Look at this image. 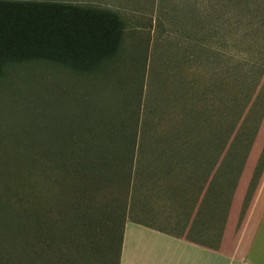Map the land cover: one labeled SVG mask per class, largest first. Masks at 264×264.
I'll use <instances>...</instances> for the list:
<instances>
[{"label":"rangeland","instance_id":"374dc122","mask_svg":"<svg viewBox=\"0 0 264 264\" xmlns=\"http://www.w3.org/2000/svg\"><path fill=\"white\" fill-rule=\"evenodd\" d=\"M147 2L130 1L134 7ZM161 2L164 12L157 26L165 31L163 23L173 24L172 17L180 13L181 28L171 31L183 28L187 37L182 32L174 44L186 40L196 44L198 90L205 107L209 100L212 107L215 253L220 254L236 243L264 178V0ZM64 3L101 8L85 0ZM152 3L149 1L150 9ZM115 13L120 24L113 27L115 47L109 54L95 48L84 53L78 40L69 48L45 50L39 45L26 49L19 45L0 53V202L9 215H19L26 198L32 203L38 198L34 207L51 205L61 213L71 208V202L86 203L90 226L86 255L80 251L79 264H103L101 226L111 208L121 218L126 180H116L114 167L109 172L105 167L103 177H85L80 169L56 170L53 184L47 186L51 192L46 194L36 162L43 144L47 145L44 133H51L48 144L55 145L62 143L64 132L70 136L79 127L100 125L101 142L110 144V161L117 165L129 108L132 139L134 113L142 98L140 87L153 53V21L128 10ZM167 31L170 35L169 28ZM33 184L34 192L30 189ZM64 225L71 227L68 237L72 239L74 223L68 219ZM66 251L70 264L76 251L72 244Z\"/></svg>","mask_w":264,"mask_h":264},{"label":"crops","instance_id":"0c3cea01","mask_svg":"<svg viewBox=\"0 0 264 264\" xmlns=\"http://www.w3.org/2000/svg\"><path fill=\"white\" fill-rule=\"evenodd\" d=\"M85 1L153 21L119 264H264V178L236 243L215 253L212 107L198 90L196 44H174L182 32L187 37L183 28L171 31L181 28L180 13L161 31L162 0L138 4L143 11L131 0Z\"/></svg>","mask_w":264,"mask_h":264},{"label":"trees","instance_id":"16d2710c","mask_svg":"<svg viewBox=\"0 0 264 264\" xmlns=\"http://www.w3.org/2000/svg\"><path fill=\"white\" fill-rule=\"evenodd\" d=\"M113 15L116 13L109 9L71 3L0 0V53L7 52L11 46L19 45L26 49L37 48L39 45L45 50H49L51 46L69 48L74 40H78L84 53H89L91 48H95L109 54L115 47L113 27L120 24ZM140 101L141 98L134 113L131 140L130 108L129 114H125L117 165L111 164V153L108 151L110 144L101 142L104 137L100 125L86 129L79 127L75 134L70 136L64 132L62 143L57 141L55 145L48 144L51 133H44L48 136L47 145L43 144L41 158L36 162L38 171L43 174L42 183L46 194L51 192L47 186L53 184V173L56 170L67 173L80 169L85 173V177L99 174L103 177L106 169L109 172L110 167H114L116 180H126V196L121 218H117L116 208H111L105 225L101 226L103 264H119ZM30 189L34 192L35 185H30ZM37 200L38 198H33L32 203L26 198L25 207L19 215H9L5 210V203L0 202V264H67L66 250L71 244L76 254L70 264H79L77 260L80 259V251H84L86 255L85 242L90 226L87 216L89 206L79 201V204L71 202V208L61 213L53 210L51 205L34 207ZM68 219L74 223V226L70 225L72 239L68 237L71 227L69 229L64 225V221Z\"/></svg>","mask_w":264,"mask_h":264}]
</instances>
